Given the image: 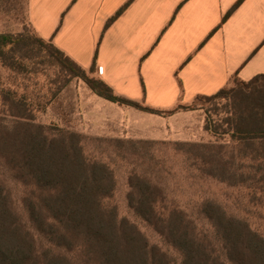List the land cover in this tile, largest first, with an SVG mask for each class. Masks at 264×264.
<instances>
[{"label":"rangeland","instance_id":"1","mask_svg":"<svg viewBox=\"0 0 264 264\" xmlns=\"http://www.w3.org/2000/svg\"><path fill=\"white\" fill-rule=\"evenodd\" d=\"M26 4L27 0H0V33L14 37L0 51V183L12 193L23 220L27 214L21 199L34 186L24 183L26 170L18 160L24 124L31 123L50 134L75 133L89 162H104L110 168L114 187L104 204L134 223L165 253L169 264H180L182 254L130 206L133 176L150 180L159 192L156 209L175 211L184 223L194 225L207 250L222 256L205 213L207 204L245 220L264 236V183L252 171L259 160L245 142L231 137L233 126L244 123L232 114L245 105L240 94L247 88L244 82L233 77L225 95L198 96L179 104L185 109L155 114L171 117L179 112L168 124L141 118L115 122V113L60 63L49 41L38 40L27 20ZM70 256L73 264H83L81 249Z\"/></svg>","mask_w":264,"mask_h":264},{"label":"trees","instance_id":"2","mask_svg":"<svg viewBox=\"0 0 264 264\" xmlns=\"http://www.w3.org/2000/svg\"><path fill=\"white\" fill-rule=\"evenodd\" d=\"M13 39L9 33H0V51ZM48 43L71 75L82 79L100 98L143 112H164L117 95L93 75L96 58L85 70ZM242 82L247 86L240 89L245 105L232 114L244 123L233 126L231 137L245 142L246 149L259 160L252 171L264 183V74ZM226 93L224 87L211 96ZM180 108L186 107L178 105L169 112ZM75 138L72 132L50 134L42 125L24 124L18 163L26 170L24 183L34 189L22 196L27 214L23 220L15 210L12 193L0 183V264H73L70 252L78 249L83 251V264H169L165 253L151 245L134 223L119 218L115 209L104 204L114 187L113 173L104 162H89L81 141ZM130 182V206L181 252L180 264H264V236L245 220L207 204L205 213L221 246V256L216 250H207L195 226L184 223L177 212L156 209L159 192L150 180L133 176Z\"/></svg>","mask_w":264,"mask_h":264},{"label":"crops","instance_id":"3","mask_svg":"<svg viewBox=\"0 0 264 264\" xmlns=\"http://www.w3.org/2000/svg\"><path fill=\"white\" fill-rule=\"evenodd\" d=\"M26 14L39 37L85 70L96 58L94 76L151 108L169 111L233 77L264 74V0H27ZM103 100L115 122L179 115Z\"/></svg>","mask_w":264,"mask_h":264}]
</instances>
